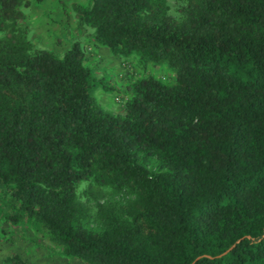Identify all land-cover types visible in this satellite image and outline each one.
<instances>
[{
    "label": "trees",
    "instance_id": "16d2710c",
    "mask_svg": "<svg viewBox=\"0 0 264 264\" xmlns=\"http://www.w3.org/2000/svg\"><path fill=\"white\" fill-rule=\"evenodd\" d=\"M31 3L0 0V224L83 264H264V0L71 3L94 48L172 74L120 114L79 41L28 39Z\"/></svg>",
    "mask_w": 264,
    "mask_h": 264
},
{
    "label": "rangeland",
    "instance_id": "374dc122",
    "mask_svg": "<svg viewBox=\"0 0 264 264\" xmlns=\"http://www.w3.org/2000/svg\"><path fill=\"white\" fill-rule=\"evenodd\" d=\"M59 0L63 19L51 11L39 17V11L47 9L48 0H32V6L23 10L28 24V39L39 48L52 51L57 55L67 49L73 40L81 43L84 63L93 75L100 79L110 91L97 90L95 99L108 111L122 113V102L129 96V86L133 80L151 75L161 82H167L172 74L164 66L140 67L133 58L122 59L110 55L106 48H94L85 33L77 35L71 3L84 5L86 0ZM47 5V6H46ZM49 10V9H47ZM147 169L155 171L156 165L148 163ZM92 206V202H90ZM9 255H16L25 264H83L76 259L65 258L38 230L29 225L10 226L0 224V263Z\"/></svg>",
    "mask_w": 264,
    "mask_h": 264
},
{
    "label": "crops",
    "instance_id": "0c3cea01",
    "mask_svg": "<svg viewBox=\"0 0 264 264\" xmlns=\"http://www.w3.org/2000/svg\"><path fill=\"white\" fill-rule=\"evenodd\" d=\"M71 2H74L73 0H70ZM49 2V5L47 7V10L46 8H44L43 10L39 11V17H42L44 14L43 13H49L50 11L57 17H59V19H63V14H62V11L61 9H58V12H57V5H58V2L59 0H48ZM33 3H31V6H32ZM47 6V5H46Z\"/></svg>",
    "mask_w": 264,
    "mask_h": 264
}]
</instances>
